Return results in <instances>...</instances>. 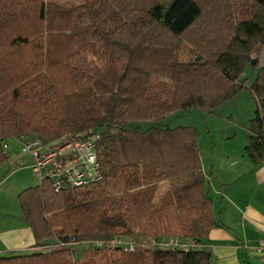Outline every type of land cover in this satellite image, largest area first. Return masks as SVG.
I'll return each instance as SVG.
<instances>
[{"label":"trees","instance_id":"trees-1","mask_svg":"<svg viewBox=\"0 0 264 264\" xmlns=\"http://www.w3.org/2000/svg\"><path fill=\"white\" fill-rule=\"evenodd\" d=\"M183 45L194 56L180 61ZM264 0H0V142L100 134L101 180L18 195L32 249L0 264H211L209 250L86 248L115 237L204 242L217 225L197 129L173 112L212 111L244 86L256 100L245 152L264 156ZM254 60V63H252ZM8 158L0 146V164Z\"/></svg>","mask_w":264,"mask_h":264},{"label":"crops","instance_id":"crops-1","mask_svg":"<svg viewBox=\"0 0 264 264\" xmlns=\"http://www.w3.org/2000/svg\"><path fill=\"white\" fill-rule=\"evenodd\" d=\"M199 154L217 220L202 242L211 253V264H264L254 251L264 239V156L255 163L243 149L213 146L206 153L210 161L206 167L202 151ZM7 155L16 156L11 146ZM0 237V254L30 250L34 244L31 229L22 219L19 226Z\"/></svg>","mask_w":264,"mask_h":264},{"label":"rangeland","instance_id":"rangeland-1","mask_svg":"<svg viewBox=\"0 0 264 264\" xmlns=\"http://www.w3.org/2000/svg\"><path fill=\"white\" fill-rule=\"evenodd\" d=\"M57 3H81L82 0H52ZM194 52L188 45L180 51V61H188ZM264 63V49L258 57V64ZM250 65L244 70V86L228 101L212 111L192 109L188 112L177 111L167 116L172 125L193 126L197 129V146L202 151V162L207 167L210 161L206 153L213 146H231L245 151L246 126L254 116L256 100L250 91V85L257 68ZM16 156H9L0 164V235L21 224V209L18 195L27 188L40 184L29 166L31 160L20 152L17 141L10 142ZM2 244L0 237V245ZM118 254V252H114Z\"/></svg>","mask_w":264,"mask_h":264},{"label":"built area","instance_id":"built-area-1","mask_svg":"<svg viewBox=\"0 0 264 264\" xmlns=\"http://www.w3.org/2000/svg\"><path fill=\"white\" fill-rule=\"evenodd\" d=\"M100 134L93 133L83 138L62 137L53 144L42 143L38 139L20 137V152L27 155L31 162L32 173L40 182L48 181L54 191L67 188H81L101 180L100 165L97 157L96 143ZM3 152L7 153L10 144L1 141ZM79 244L86 248L111 247L117 252H130L137 247L150 246L160 250L188 251L203 248L200 242L185 240L180 237L153 239L148 242H137L133 239L115 237L107 240L91 239L81 242H59V245L72 246ZM254 251L264 261V239H260Z\"/></svg>","mask_w":264,"mask_h":264},{"label":"water","instance_id":"water-1","mask_svg":"<svg viewBox=\"0 0 264 264\" xmlns=\"http://www.w3.org/2000/svg\"><path fill=\"white\" fill-rule=\"evenodd\" d=\"M252 63H254V60H252Z\"/></svg>","mask_w":264,"mask_h":264}]
</instances>
